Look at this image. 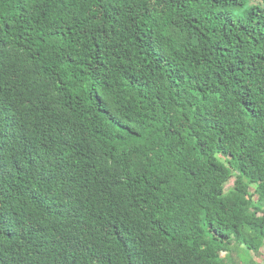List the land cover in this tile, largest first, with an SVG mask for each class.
<instances>
[{"label": "trees", "instance_id": "1", "mask_svg": "<svg viewBox=\"0 0 264 264\" xmlns=\"http://www.w3.org/2000/svg\"><path fill=\"white\" fill-rule=\"evenodd\" d=\"M240 248H264V0H0V264Z\"/></svg>", "mask_w": 264, "mask_h": 264}, {"label": "rangeland", "instance_id": "2", "mask_svg": "<svg viewBox=\"0 0 264 264\" xmlns=\"http://www.w3.org/2000/svg\"><path fill=\"white\" fill-rule=\"evenodd\" d=\"M258 0H249V3H257ZM234 178H231L225 185V189L228 190L233 186ZM231 258V259H230ZM230 263L229 264H256L253 263L250 259L253 258L258 262V264H264V248H262L261 253L256 256L254 253H249L245 250H234L230 254Z\"/></svg>", "mask_w": 264, "mask_h": 264}]
</instances>
